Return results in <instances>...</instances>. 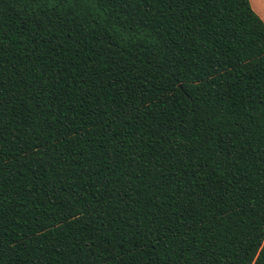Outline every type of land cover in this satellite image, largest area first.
<instances>
[{
    "label": "trees",
    "instance_id": "obj_1",
    "mask_svg": "<svg viewBox=\"0 0 264 264\" xmlns=\"http://www.w3.org/2000/svg\"><path fill=\"white\" fill-rule=\"evenodd\" d=\"M0 264H264L248 0H0Z\"/></svg>",
    "mask_w": 264,
    "mask_h": 264
},
{
    "label": "crops",
    "instance_id": "obj_2",
    "mask_svg": "<svg viewBox=\"0 0 264 264\" xmlns=\"http://www.w3.org/2000/svg\"><path fill=\"white\" fill-rule=\"evenodd\" d=\"M248 4L264 25V0H248Z\"/></svg>",
    "mask_w": 264,
    "mask_h": 264
}]
</instances>
